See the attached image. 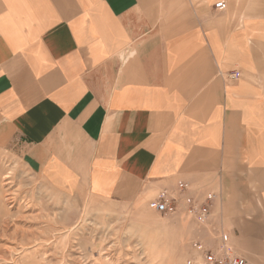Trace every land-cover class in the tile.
I'll return each mask as SVG.
<instances>
[{
    "label": "crops",
    "instance_id": "0c3cea01",
    "mask_svg": "<svg viewBox=\"0 0 264 264\" xmlns=\"http://www.w3.org/2000/svg\"><path fill=\"white\" fill-rule=\"evenodd\" d=\"M263 49L264 0H0V121L61 195L185 196L264 162Z\"/></svg>",
    "mask_w": 264,
    "mask_h": 264
},
{
    "label": "rangeland",
    "instance_id": "374dc122",
    "mask_svg": "<svg viewBox=\"0 0 264 264\" xmlns=\"http://www.w3.org/2000/svg\"><path fill=\"white\" fill-rule=\"evenodd\" d=\"M260 61L264 77V49ZM232 166L235 177L192 189L187 201L177 193L168 214L154 209L159 198L129 205L64 196L29 172L20 139L0 121V264H198L193 245L213 247L224 234L251 262L264 253V162L258 173Z\"/></svg>",
    "mask_w": 264,
    "mask_h": 264
},
{
    "label": "built area",
    "instance_id": "2783aa9c",
    "mask_svg": "<svg viewBox=\"0 0 264 264\" xmlns=\"http://www.w3.org/2000/svg\"><path fill=\"white\" fill-rule=\"evenodd\" d=\"M215 9L225 10L227 5L224 2L215 4ZM184 190L186 187L183 188ZM172 199V200H171ZM173 198L166 193L159 197V201L155 204V210L159 214H168L173 212ZM193 249L199 253L201 260L198 264H249L246 257L235 252L232 243L227 236L221 235V238L215 239V246L208 247L199 243L193 245ZM192 264V262H189Z\"/></svg>",
    "mask_w": 264,
    "mask_h": 264
},
{
    "label": "bare ground",
    "instance_id": "6f19581e",
    "mask_svg": "<svg viewBox=\"0 0 264 264\" xmlns=\"http://www.w3.org/2000/svg\"><path fill=\"white\" fill-rule=\"evenodd\" d=\"M177 194H171V197L174 199V198H176L177 196H176ZM188 196L189 195H185V196H181V198H184V200H188ZM209 199H212V198H209ZM151 204V203H150ZM180 208H182V211H185L186 213H187V210H186V207H185V205H184V202H180ZM188 215H190L189 213H187ZM190 216H192V217H194V218H196V216L195 215H190ZM197 219V218H196Z\"/></svg>",
    "mask_w": 264,
    "mask_h": 264
}]
</instances>
